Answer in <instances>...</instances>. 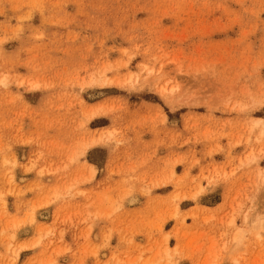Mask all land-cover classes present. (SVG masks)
I'll use <instances>...</instances> for the list:
<instances>
[{"label": "rangeland", "instance_id": "374dc122", "mask_svg": "<svg viewBox=\"0 0 264 264\" xmlns=\"http://www.w3.org/2000/svg\"><path fill=\"white\" fill-rule=\"evenodd\" d=\"M154 257L264 264V0H0V264Z\"/></svg>", "mask_w": 264, "mask_h": 264}, {"label": "bare ground", "instance_id": "6f19581e", "mask_svg": "<svg viewBox=\"0 0 264 264\" xmlns=\"http://www.w3.org/2000/svg\"><path fill=\"white\" fill-rule=\"evenodd\" d=\"M256 123L257 124H260V123H263V121H262V119H259V120H257L256 121ZM141 201V197H139V196H137V195H134V196H131L130 198H129V203L130 204H136V203H139ZM232 222V221H231ZM241 231L242 230H238L235 234H237L238 232V236H240V234H241ZM165 251L168 253V251H167V248L165 249ZM168 255H169V253H168ZM151 262H160L161 264H166L165 262H163L162 260H161V258L160 257H154L152 260H151ZM217 264V263H216Z\"/></svg>", "mask_w": 264, "mask_h": 264}, {"label": "crops", "instance_id": "0c3cea01", "mask_svg": "<svg viewBox=\"0 0 264 264\" xmlns=\"http://www.w3.org/2000/svg\"><path fill=\"white\" fill-rule=\"evenodd\" d=\"M217 207H219V206H217Z\"/></svg>", "mask_w": 264, "mask_h": 264}]
</instances>
